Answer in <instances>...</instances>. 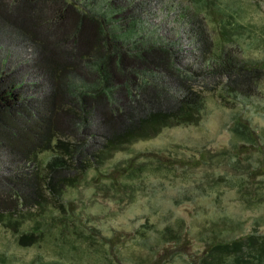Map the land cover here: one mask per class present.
Masks as SVG:
<instances>
[{
    "label": "trees",
    "instance_id": "1",
    "mask_svg": "<svg viewBox=\"0 0 264 264\" xmlns=\"http://www.w3.org/2000/svg\"><path fill=\"white\" fill-rule=\"evenodd\" d=\"M120 1L110 3L115 14L104 18L68 0H0V23L38 47L34 68L47 85L41 94L28 96L12 72L0 69V223L11 226L20 245H32L46 234L19 231L12 218L20 208L43 207L49 194L53 202L47 204L52 203L48 208L54 219L59 209L66 212L60 200L66 188L77 186L89 167L104 165L126 145L157 135L163 128L196 124L202 117L205 98L188 87L194 77L175 66L169 47L152 42L143 45L133 39L136 26L127 21L129 9L123 7L125 12ZM193 1L197 9L218 18L217 26L225 37L231 35L211 51L214 68L206 74L225 77L221 98L228 100V96L230 102L242 106L228 127L233 137L231 164L250 173L245 164L249 167L256 157L253 170L257 177H264V136L247 115L249 101L260 89L264 57L247 60L226 48L229 43L240 45L235 33L246 26L240 11L229 10L223 0ZM109 20L115 21L110 28ZM123 21L127 22L122 25ZM130 37L131 46L125 43ZM162 72L174 74L187 92L174 96L157 80L144 76ZM47 150L53 156L44 164L45 175L31 173L30 163L37 153ZM202 151L190 159H178L184 167L198 168L209 161ZM154 157L159 159V154ZM225 158L227 153H222L221 159ZM147 159L149 154H134L110 170L98 169L101 189L134 201L144 172L151 170ZM157 161L164 170L171 168L168 162ZM254 186L264 188V178ZM182 223L178 218L174 223L178 229L166 226L161 232L164 244L179 247L165 259L160 256L162 262L186 254ZM63 227L62 222L60 230ZM189 263L264 264V233L248 230L229 239L210 238Z\"/></svg>",
    "mask_w": 264,
    "mask_h": 264
},
{
    "label": "rangeland",
    "instance_id": "2",
    "mask_svg": "<svg viewBox=\"0 0 264 264\" xmlns=\"http://www.w3.org/2000/svg\"><path fill=\"white\" fill-rule=\"evenodd\" d=\"M68 1L102 17L115 14L110 4L115 0ZM120 3L129 9L127 21L136 26L133 39L143 45L152 42L169 47L175 66L194 77L188 87L205 98L202 117L196 124L163 128L157 135L126 145L104 165L95 163L89 167L77 186L67 187L60 197L66 212L54 209L58 212L56 219H52L48 208L52 203H47L53 202L49 194L43 207L20 208L12 218L18 222L19 231L42 230L46 234L38 242L23 246L11 226L0 223V264H42L51 260L65 264H190L189 258H196L210 238L229 239L248 230L264 233V188L254 186L264 177H257L253 170L256 157L251 158L249 167L245 164L252 173L240 165L233 166L229 157L233 137L228 127L242 106L230 102L228 96L229 101L221 98L225 77L206 75L214 68L211 51L228 42L231 35L225 37L226 33L217 26L218 18L197 9L193 0ZM223 5L240 11L246 24L235 33L240 45L229 43L226 48L247 60L264 57V0H223ZM111 24L115 21L109 20L108 28ZM205 40H210V45ZM125 43L131 46L132 38ZM38 52V47L16 29L0 23V69L12 72L24 84L28 96H37L47 87L34 68ZM144 76L157 80L174 96L187 92L174 74ZM262 77L260 89L249 101L247 115L264 136ZM200 150L208 155V163L198 168L182 166L178 158L190 159L200 155ZM221 152L227 153V158L221 159ZM140 153L149 154L146 161L151 170L144 172L134 201L116 198L115 193L101 189L102 182L96 178H100L98 169L110 170L116 163ZM156 153L159 159H155ZM52 156L50 150L37 153L30 163L31 173L44 176V164ZM157 160L168 162L171 168L164 170ZM189 197L194 199L184 200ZM48 218L52 220L47 224ZM178 218L183 222L180 230L185 235L186 254L162 262L160 256L165 259L179 248L174 243L164 244L161 236L166 226L178 229L174 224ZM62 222L65 227L60 230Z\"/></svg>",
    "mask_w": 264,
    "mask_h": 264
}]
</instances>
